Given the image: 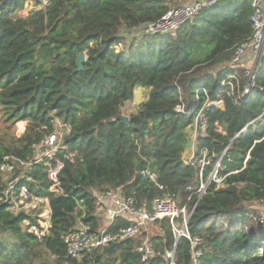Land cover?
<instances>
[{
	"label": "trees",
	"instance_id": "1",
	"mask_svg": "<svg viewBox=\"0 0 264 264\" xmlns=\"http://www.w3.org/2000/svg\"><path fill=\"white\" fill-rule=\"evenodd\" d=\"M182 1L0 0V112L7 125L0 131V162L7 155L34 159L33 144L53 132L56 119L71 125L65 143L77 153L74 162L62 155L60 188L49 182L43 163L32 168L25 182L33 199L50 200L52 228L43 240L34 232L40 227L36 213L10 211L0 173V264H65L64 236L80 220L93 230L101 228L95 191L120 189L147 209L171 194L180 206L192 207L198 199L199 168L188 164L184 153L194 118L207 99L205 92L197 93L200 88L210 99L219 94L224 99L223 107L205 111L208 128L199 143L216 153L206 175L230 143L232 161L224 158L226 186L210 185L189 230L205 239L202 264H264V252H258L264 225L255 220L252 207L264 198V94L256 90L249 100L236 102L221 86L230 72L221 67L252 34L251 0L206 7L175 35H135L128 42L125 30L159 20ZM83 53L86 60L79 70L76 61ZM257 80L264 86V63ZM137 87L149 88V98L124 123L123 107ZM24 120L22 135L7 131ZM24 125L20 123L22 129ZM139 163L158 173L163 189L141 179ZM129 225L126 217L117 216L108 231ZM155 225L150 238L157 249H173L169 220ZM143 237L111 243L70 262L169 264L163 255L142 261L137 248ZM175 261L191 264L185 237L176 243Z\"/></svg>",
	"mask_w": 264,
	"mask_h": 264
},
{
	"label": "built area",
	"instance_id": "2",
	"mask_svg": "<svg viewBox=\"0 0 264 264\" xmlns=\"http://www.w3.org/2000/svg\"><path fill=\"white\" fill-rule=\"evenodd\" d=\"M225 0H183L180 4L172 7L159 20L150 22L134 30L135 35H175L179 28L198 15L204 8L215 5ZM253 14L251 22L253 31L249 38L237 44L232 49L229 62L221 68H229L230 72L221 81V86L226 90L236 102L249 100L254 91L259 90L264 94V86L258 84V75L264 63V0H251ZM120 51L122 46H115ZM216 69V71H218ZM205 92L206 101L201 108L190 128L191 146L190 152L185 159L188 164L199 168V187L195 191L198 195L197 201L189 207L188 205L180 206L174 195L166 194L163 197L153 201L151 209L138 206L133 197L125 196L120 189H110L104 193L95 191L97 196V214L105 211L106 223L101 225L98 230H93L90 224L82 220L76 227L64 236L66 244L65 264H72L70 259L80 261L85 255L91 254L94 250L102 248L111 243L121 242L128 238L139 237L144 235L142 242L138 245V252L142 261H148L156 256H161L169 264H176L175 253L176 243L185 237L190 241L192 251L191 264H202L204 255V242L202 236H193L189 230V220L195 211L198 202L204 194L207 193L210 185L216 183L217 188L225 187L226 175H221L225 168L224 158L228 157V162L232 161L228 155L230 144L223 150L218 157L212 169L206 175V169L212 165L216 153L209 150L208 147L200 146V136L205 135L208 128V118L206 109L212 106L223 107L224 99L219 94L216 99H210L205 88H200ZM184 110V106H181ZM256 120L249 123L243 128L237 136L246 130ZM71 125L62 123L56 119L54 130L48 134L39 143L33 144L35 158L24 160L14 155H7L0 162V173L4 176L7 186L5 195L11 200L10 211L14 214L36 213L39 228L34 230L39 240L50 234L52 228V210L50 200L45 198L42 202L35 200L31 196L27 180L30 179L32 168L36 164L43 163L46 166V174L49 182L55 187L60 188V174L65 166V159L74 162L77 153L68 151L65 143V137L70 134ZM236 136V137H237ZM62 155L65 159H63ZM249 157V154H248ZM237 172V171H236ZM232 173V172H231ZM139 174L142 180L155 182L161 189L163 185L158 183V173L149 168H141ZM230 174V173H229ZM193 190V187H189ZM6 198L4 200H7ZM253 209L256 211L255 220L260 225H264V198L254 202ZM117 216H124L130 221V225L118 232H109L108 228L113 224ZM166 218L175 237V246L173 249H166L163 253L158 250L150 238L148 226L155 224L159 220ZM160 229V228H159ZM258 252H264V240L261 241ZM52 258H57L53 255Z\"/></svg>",
	"mask_w": 264,
	"mask_h": 264
},
{
	"label": "rangeland",
	"instance_id": "3",
	"mask_svg": "<svg viewBox=\"0 0 264 264\" xmlns=\"http://www.w3.org/2000/svg\"><path fill=\"white\" fill-rule=\"evenodd\" d=\"M30 9H33V6L30 5ZM124 35H127V38H128V42L130 43V41L133 40L134 36H135V32L133 30H125L123 32ZM135 37H140V36H135ZM128 43V44H129ZM122 49V48H121ZM135 94V93H134ZM146 97V94L143 92H141L140 94H137V99L135 101V99H133L132 101L128 102L124 107H123V115L128 117L130 114L132 113H137L140 109H141V103H138L140 102V98L141 100H144ZM135 98V97H134ZM25 123L24 126H27V121L24 120V121H18L14 124H12L10 126L9 129H7V131L11 134H14L15 136H20L22 135V133L24 132V129L21 128L20 126V123ZM7 128V125L4 123V120L2 118V113L0 112V131L1 129H4ZM25 128V127H24ZM190 146L191 144L188 146V151H190ZM188 156L187 153H184V158H186ZM254 205V204H253ZM254 207V206H252ZM261 210H264V207L263 208H260ZM105 211H101L99 213V218L101 220V225L105 224L106 223V216H105ZM148 231H149V234L152 235L153 233H155L157 231V226L155 224H150L148 227Z\"/></svg>",
	"mask_w": 264,
	"mask_h": 264
},
{
	"label": "water",
	"instance_id": "4",
	"mask_svg": "<svg viewBox=\"0 0 264 264\" xmlns=\"http://www.w3.org/2000/svg\"><path fill=\"white\" fill-rule=\"evenodd\" d=\"M86 60V55L83 53V54H80L78 57H77V61H76V64L78 66V69L79 70H82L83 69V63L84 61ZM123 122L124 123H128L129 122V118L128 117H125L123 119ZM141 163H139L137 166H136V170L139 171L141 169Z\"/></svg>",
	"mask_w": 264,
	"mask_h": 264
},
{
	"label": "crops",
	"instance_id": "5",
	"mask_svg": "<svg viewBox=\"0 0 264 264\" xmlns=\"http://www.w3.org/2000/svg\"><path fill=\"white\" fill-rule=\"evenodd\" d=\"M145 93L146 94V97H145V99L144 100H141V98H140V102H138V103H143V102H145V101H147L148 100V98H149V93H150V89L149 88H144V87H137L136 89H135V94H134V99H135V101H136V99H137V94H140V93ZM25 128H26V126H25ZM25 128H24V130H25ZM190 151H188V149L186 150V152L185 153H189Z\"/></svg>",
	"mask_w": 264,
	"mask_h": 264
}]
</instances>
